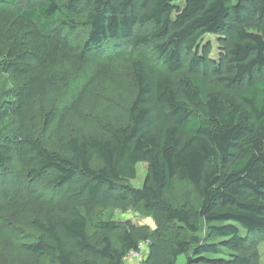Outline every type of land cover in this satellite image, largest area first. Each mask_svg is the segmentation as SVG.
Returning a JSON list of instances; mask_svg holds the SVG:
<instances>
[{
    "label": "trees",
    "instance_id": "obj_1",
    "mask_svg": "<svg viewBox=\"0 0 264 264\" xmlns=\"http://www.w3.org/2000/svg\"><path fill=\"white\" fill-rule=\"evenodd\" d=\"M6 10L42 44L8 70L15 87L0 103V169L16 163L55 190L49 215L33 221L36 241L21 245L28 264H125L140 243L141 264H250L242 253L264 236V0H0V18ZM209 35L216 58L201 46ZM127 50L154 60L132 63L128 125L66 136L71 121L90 124L81 90L45 111L35 134L31 107L59 93L72 63ZM180 184L195 204L175 200ZM115 210L141 211L154 228L105 218Z\"/></svg>",
    "mask_w": 264,
    "mask_h": 264
},
{
    "label": "rangeland",
    "instance_id": "obj_2",
    "mask_svg": "<svg viewBox=\"0 0 264 264\" xmlns=\"http://www.w3.org/2000/svg\"><path fill=\"white\" fill-rule=\"evenodd\" d=\"M31 29V26L15 18L11 11L6 10L0 18V103L4 100L7 89L15 87L8 70H17L28 65L29 57L22 59V56L31 48V45L42 44L34 39V32ZM78 43L81 44L80 41ZM206 44L211 46V57L216 58V37L210 35L204 37L201 46ZM146 59L154 63V60L145 53L127 50L122 51L119 56L107 58L92 56L86 64L72 63L68 68L69 81L60 88L59 93L45 100H38L31 107L29 117L33 131L39 135L45 111H59L81 90L87 92L88 104L83 111L89 115L90 124L83 125L78 121H71L66 136L74 135L76 132L101 136L107 134L110 128L128 125L129 107L136 92L132 63ZM58 142V140L49 141V148L57 149ZM136 170L137 177L129 184L135 188H141L147 166L143 163L138 164ZM54 191L47 185L39 186L31 183L16 163L12 168L0 169V264L2 262L28 264L32 260V255L22 250L21 245L36 241L38 232L33 227V221L39 219L41 215L43 217L49 215L46 201ZM174 195L179 204L189 202L188 204L192 205L197 201L192 189L185 184L176 185ZM105 218L134 226L154 228L151 217L141 211H109L105 214ZM206 228L207 225L202 223L200 234L202 239L206 237ZM89 233L91 236L97 235L91 230ZM258 238L254 251L246 250L242 253L249 259L250 264H264V236L258 235ZM184 262L185 258L180 257L178 264H184ZM44 263L47 264L46 260ZM136 263L133 262V264Z\"/></svg>",
    "mask_w": 264,
    "mask_h": 264
},
{
    "label": "built area",
    "instance_id": "obj_3",
    "mask_svg": "<svg viewBox=\"0 0 264 264\" xmlns=\"http://www.w3.org/2000/svg\"><path fill=\"white\" fill-rule=\"evenodd\" d=\"M146 246L147 243H140L137 250L131 251L125 255V257L123 258L124 263L133 264V262L135 261L137 262L136 264H141L146 255Z\"/></svg>",
    "mask_w": 264,
    "mask_h": 264
}]
</instances>
